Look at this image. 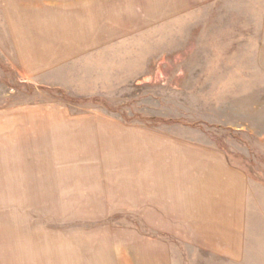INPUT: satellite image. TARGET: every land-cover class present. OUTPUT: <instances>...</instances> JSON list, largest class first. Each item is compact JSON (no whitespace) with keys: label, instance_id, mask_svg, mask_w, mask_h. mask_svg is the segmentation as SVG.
I'll return each instance as SVG.
<instances>
[{"label":"rangeland","instance_id":"rangeland-1","mask_svg":"<svg viewBox=\"0 0 264 264\" xmlns=\"http://www.w3.org/2000/svg\"><path fill=\"white\" fill-rule=\"evenodd\" d=\"M0 264H264V0H0Z\"/></svg>","mask_w":264,"mask_h":264},{"label":"crops","instance_id":"crops-1","mask_svg":"<svg viewBox=\"0 0 264 264\" xmlns=\"http://www.w3.org/2000/svg\"><path fill=\"white\" fill-rule=\"evenodd\" d=\"M217 174L213 179L216 181L207 188L205 185L204 189H200L196 194L193 195V201L197 198L194 203L185 204L184 207L189 209L184 212V215L189 217H198L197 220L201 226V230L204 229L206 232V245L210 247H217L220 242L218 241L219 235L227 230L226 226L220 227L219 224H229L230 216L242 214L243 211H239L240 205H231V199L234 197L236 200L244 196L242 185L245 183V176L240 171L229 166H223L219 168ZM214 181V180H213ZM218 188V186H222ZM227 186V187H225ZM234 187L231 190L230 187ZM221 189V190H218ZM242 189V193H241ZM223 190V191H222ZM237 195V196H236ZM231 198V199H230ZM192 205V207H191ZM244 205V204H243ZM242 208V207H241ZM194 219L187 221L195 222ZM238 218H236V221ZM204 227V228H203ZM224 236H227L224 234ZM222 246H220L221 248ZM223 248V247H222ZM222 252L221 250H214L213 253Z\"/></svg>","mask_w":264,"mask_h":264}]
</instances>
